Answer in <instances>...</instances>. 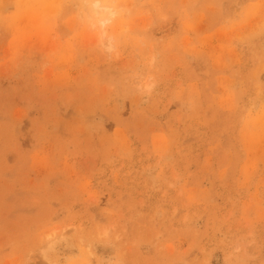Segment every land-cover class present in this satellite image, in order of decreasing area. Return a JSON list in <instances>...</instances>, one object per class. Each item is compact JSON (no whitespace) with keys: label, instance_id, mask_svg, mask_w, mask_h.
<instances>
[{"label":"rangeland","instance_id":"374dc122","mask_svg":"<svg viewBox=\"0 0 264 264\" xmlns=\"http://www.w3.org/2000/svg\"><path fill=\"white\" fill-rule=\"evenodd\" d=\"M0 264H264V0H0Z\"/></svg>","mask_w":264,"mask_h":264},{"label":"clouds","instance_id":"9594fccd","mask_svg":"<svg viewBox=\"0 0 264 264\" xmlns=\"http://www.w3.org/2000/svg\"><path fill=\"white\" fill-rule=\"evenodd\" d=\"M98 5V6H97ZM86 9H90L93 13V17L91 19H94V26L95 24H99L100 28L103 29L106 27V18L102 13L107 11H112L116 9L118 6L115 4H101V3H91L84 5ZM104 35L106 33L101 34V38L103 39Z\"/></svg>","mask_w":264,"mask_h":264},{"label":"bare ground","instance_id":"6f19581e","mask_svg":"<svg viewBox=\"0 0 264 264\" xmlns=\"http://www.w3.org/2000/svg\"><path fill=\"white\" fill-rule=\"evenodd\" d=\"M107 16H109L110 17V12H108V15ZM107 20H109V18L108 17H106V21ZM103 33H105L104 31H103ZM101 38V37H100ZM109 40V39H108Z\"/></svg>","mask_w":264,"mask_h":264},{"label":"snow or ice","instance_id":"6c2138e0","mask_svg":"<svg viewBox=\"0 0 264 264\" xmlns=\"http://www.w3.org/2000/svg\"><path fill=\"white\" fill-rule=\"evenodd\" d=\"M98 6V5H97Z\"/></svg>","mask_w":264,"mask_h":264}]
</instances>
